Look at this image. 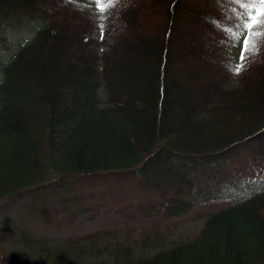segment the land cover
I'll return each mask as SVG.
<instances>
[{"label": "trees", "instance_id": "obj_1", "mask_svg": "<svg viewBox=\"0 0 264 264\" xmlns=\"http://www.w3.org/2000/svg\"><path fill=\"white\" fill-rule=\"evenodd\" d=\"M242 11L234 0H112L98 21L81 0H0V37L32 24L0 60V204L49 192L46 213L79 182L102 185L113 207L124 191L100 179L126 176L178 214L193 187H216L205 167L251 141L242 174L260 184L187 239L138 247L125 227L59 241L22 231V251H0V264H264V38L234 74L228 29Z\"/></svg>", "mask_w": 264, "mask_h": 264}, {"label": "rangeland", "instance_id": "obj_2", "mask_svg": "<svg viewBox=\"0 0 264 264\" xmlns=\"http://www.w3.org/2000/svg\"><path fill=\"white\" fill-rule=\"evenodd\" d=\"M81 1L89 7L95 19L98 21L102 19V11L97 6V0ZM31 28L32 24L20 25L17 31L12 32L7 29L8 31L6 30L2 34L3 36L0 37V60L7 57L14 46L29 35ZM239 34V39L231 47L234 57V74L237 73L236 66L241 65L239 56L247 32L242 30ZM177 54L180 52L178 51ZM182 69L180 72L182 75L189 69L195 70L189 65H184ZM236 83L235 78L228 81L229 85ZM252 144L251 141L238 145L232 150L231 156L220 162V165L211 162L210 166H206L202 177L205 176L206 171V174L210 175L209 181L215 182L216 187H213L210 196L207 197H201L193 187L190 191L192 193L186 196V199L190 201V206L187 210L174 215L164 214L165 203L163 200H158L159 196L154 195L148 201L149 189H146L140 181H137L134 186V178L126 176L118 177L122 178L120 186L114 184L112 179H116L115 177L100 179L101 183L113 185L116 187L114 189L124 191L123 198H114L115 205L113 207L110 206L111 198L107 194L108 190L102 188V185L96 189H90L79 182L74 185V190L63 188L62 194L69 191L73 194L69 192L65 200L59 199L56 195L59 202L57 207L50 208V211L46 213L42 212L44 205L53 202V195L49 192L46 197L44 193L32 192V194L23 195L20 200L13 203H2L0 204V251L3 253L21 252L23 242H19L18 238L22 231L31 232L52 241H59L95 229L125 227L122 236L138 247L142 241L146 243V246L153 247L167 244L174 239H187L195 235L201 228L204 214L227 206L242 195L249 194L259 188L260 184L252 187L254 184L251 183L253 177L259 178L258 175L251 172L242 174L245 167L253 165L245 157L246 150L249 149V146L252 148ZM251 150H248L249 155ZM254 167L256 170H260L259 167L255 165ZM261 174L264 175L263 172ZM199 184L203 185V180ZM90 190H95V192L92 193ZM100 191H104L105 194L101 196ZM171 194L170 190L168 196ZM102 198L103 200H101ZM6 257L3 256V259Z\"/></svg>", "mask_w": 264, "mask_h": 264}, {"label": "snow or ice", "instance_id": "obj_3", "mask_svg": "<svg viewBox=\"0 0 264 264\" xmlns=\"http://www.w3.org/2000/svg\"><path fill=\"white\" fill-rule=\"evenodd\" d=\"M112 0H97V6L104 10L107 4H111ZM234 2L243 9L240 13L236 25V32L228 29L233 37L239 39V30L243 29L247 35L243 39V47L240 52V60L246 59V53L255 50L257 43L264 38V0H234ZM243 65H237L235 71L239 73Z\"/></svg>", "mask_w": 264, "mask_h": 264}]
</instances>
